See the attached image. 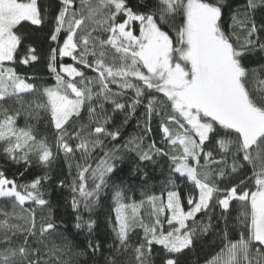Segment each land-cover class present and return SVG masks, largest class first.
<instances>
[{
  "label": "snow or ice",
  "instance_id": "1",
  "mask_svg": "<svg viewBox=\"0 0 264 264\" xmlns=\"http://www.w3.org/2000/svg\"><path fill=\"white\" fill-rule=\"evenodd\" d=\"M258 8L259 24L253 15ZM224 9V0H157L156 6L58 0L46 21L40 0H0V150L26 170L50 169L61 155L70 171L75 167L67 184L73 236L87 239L76 250L51 213L37 220V207H51L47 172L20 184L0 170V198L11 208L0 207V264H80L77 258L84 255L97 264L98 256L103 264H152L154 244L166 253L163 264H178L176 255L219 226L214 218L223 222L222 247L206 264H264V55L250 66L254 53L264 54V0H247L233 11L232 23L243 38L225 28ZM26 22L50 25L46 51L27 43ZM36 62L46 63L53 84H38L18 71ZM25 95L42 102L25 104ZM140 106L142 134L115 144ZM21 109L29 116L47 112L54 142L31 125L19 127ZM82 113L87 122L77 123ZM118 114L120 125L114 121ZM154 117L159 142L152 137ZM98 150L102 155L94 156ZM77 153L83 163L73 164ZM127 153L141 163L166 161L172 189L166 200L146 195L125 202L127 189L115 177ZM174 175L191 182L186 198ZM106 192L115 203L116 223L109 255L103 256L93 217ZM234 202L241 207L243 231L231 240ZM197 214L207 222H198ZM135 228L143 230V239L133 245Z\"/></svg>",
  "mask_w": 264,
  "mask_h": 264
},
{
  "label": "trees",
  "instance_id": "2",
  "mask_svg": "<svg viewBox=\"0 0 264 264\" xmlns=\"http://www.w3.org/2000/svg\"><path fill=\"white\" fill-rule=\"evenodd\" d=\"M40 3L44 7L45 11V20H49L51 15L54 13L56 9V5L58 0H40ZM133 4H145L150 3L153 6H156L157 0H131ZM247 3V0H224L225 9L224 15L222 17L224 26L229 31H235L237 35L243 38L244 33L237 28L232 23V14L233 11L240 8L243 9V6ZM256 18L257 23H260V9L258 8L256 12L253 14ZM243 18L242 16L240 17ZM179 23V20L176 21ZM50 25L48 23L41 26H33L30 23H25V27L22 31L25 35L29 36L28 44L38 45L41 49L47 50L48 43L46 42V38L48 35ZM261 55L264 54H256L254 53L250 57V66L256 67L257 64L261 60ZM63 63H72L70 58H63ZM23 75L28 77H36L37 79L34 81L38 84L50 85L55 82L54 76L51 75L49 69L44 62H36L29 66H20L18 68ZM87 75H94L91 71L86 73ZM131 95V92H129ZM25 104L28 102L36 101V97L31 95H25L23 97ZM13 108H19L20 106L17 104L11 105ZM143 106L137 108L136 116L128 121L127 124H124L121 128V138L115 141V144H124L129 138L133 136H138L142 134L143 128ZM139 120V126H138ZM114 121L117 125H120L123 121V114H118L114 117ZM87 117L85 113H82V120L77 121V123H86ZM26 124L31 125L38 132L42 133L45 137H47L50 143L54 142L55 138V130L52 128L49 114L43 110H40L38 113H33L32 115H25L24 110L21 109V115L17 120V125L19 127H24ZM153 133L152 137L158 142L161 140L160 135L157 133V124L155 117L152 122ZM106 143H108L106 141ZM109 147H112L113 144L109 143ZM0 149H2V143H0ZM101 154L94 153L93 155ZM125 159L123 161H118V168L122 169L119 173L118 177H115L116 183L120 184L122 181V187H125L127 191L125 192L126 200L125 202H130L131 200L140 201L145 199L146 195H163L166 200V193L168 190H172L170 186L167 184V176L169 175V168L164 159H159L157 164L150 163H141L136 160L134 154L127 153L124 154ZM35 163V161H33ZM83 161L80 159L79 153L76 155V159L73 162ZM93 164L95 161H91ZM0 170H3L5 175L9 179L15 178L18 183L23 184L29 182L34 178V175H44L45 172L50 176L51 179L46 181L45 189L48 192L47 199L50 200V208L40 209L37 207V220L41 216L47 217L49 213H51V218L55 220L57 224H62L63 227L60 229L61 232L64 233L70 240L73 241L76 250H82L87 244V239L85 234H80L78 237L73 236V233L76 229L73 228L74 218L72 209L70 206V192L67 187V184L71 181V179L76 174V169H69L68 163L65 161L64 157L61 155L56 163L50 169H42L39 167L31 168L26 170V166L23 162L14 163L9 160L0 150ZM20 173H24L23 177H21ZM144 173H148V176H145ZM250 174V173H249ZM173 178L176 180V184L180 187V190L184 194L185 198L188 191L193 187L190 181H187L184 178H177L175 175ZM65 180V187H58L59 181ZM147 180L145 184L144 181ZM111 184L112 181H109ZM5 202L2 198H0V207H4ZM25 207H35L34 205L26 204ZM147 205L141 209V215H146L145 210L147 209ZM4 210L11 211L10 206L4 207ZM19 210V209H17ZM187 210V205H186ZM241 207L238 202L233 203V207L230 210V218L229 224L231 225L229 228L228 239L236 240L239 239V233L243 231L242 227L239 224L238 217L240 215ZM217 214H219V209L216 210ZM2 218V217H0ZM96 219L98 228L94 232L95 238L99 239L103 244L104 248L102 249L103 256H108V247L113 243V233L112 228L115 225V203L111 196V193L106 192L105 196L101 198V205L96 209V213L93 217ZM197 221L207 222L206 216L203 214H197ZM213 224H218L219 226L213 230H210L209 233L198 235V239L194 241V245L191 250L185 249L183 253L176 255V259L178 260V264H206L208 260H210L217 252H219L222 247L223 240V222L217 221L215 218L213 219ZM167 227V225H165ZM199 233V229H197ZM56 239L57 243L60 242L59 237H53ZM143 239V230L140 228H135L131 235V244H136L138 240ZM166 253L163 251L162 246L153 245L152 251V264H163V260L165 259ZM124 260H127V255L121 257ZM80 264H97L96 261L89 258L88 255L80 256L77 258ZM97 260L100 264H103V257L98 256Z\"/></svg>",
  "mask_w": 264,
  "mask_h": 264
}]
</instances>
